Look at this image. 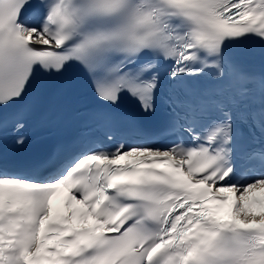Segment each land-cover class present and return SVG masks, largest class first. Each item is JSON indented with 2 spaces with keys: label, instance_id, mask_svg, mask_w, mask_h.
<instances>
[{
  "label": "snow or ice",
  "instance_id": "6c2138e0",
  "mask_svg": "<svg viewBox=\"0 0 264 264\" xmlns=\"http://www.w3.org/2000/svg\"><path fill=\"white\" fill-rule=\"evenodd\" d=\"M70 69L105 108L162 104L171 139L101 112L87 146L0 161V264H264V0H0V128Z\"/></svg>",
  "mask_w": 264,
  "mask_h": 264
},
{
  "label": "bare ground",
  "instance_id": "6f19581e",
  "mask_svg": "<svg viewBox=\"0 0 264 264\" xmlns=\"http://www.w3.org/2000/svg\"><path fill=\"white\" fill-rule=\"evenodd\" d=\"M248 216H249V217H251V215H250V214H249ZM248 216H247V217H248Z\"/></svg>",
  "mask_w": 264,
  "mask_h": 264
}]
</instances>
